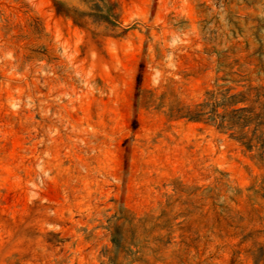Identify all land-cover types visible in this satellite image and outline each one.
<instances>
[{
    "label": "rangeland",
    "instance_id": "1",
    "mask_svg": "<svg viewBox=\"0 0 264 264\" xmlns=\"http://www.w3.org/2000/svg\"><path fill=\"white\" fill-rule=\"evenodd\" d=\"M257 139L264 0H0V264H264Z\"/></svg>",
    "mask_w": 264,
    "mask_h": 264
},
{
    "label": "trees",
    "instance_id": "2",
    "mask_svg": "<svg viewBox=\"0 0 264 264\" xmlns=\"http://www.w3.org/2000/svg\"><path fill=\"white\" fill-rule=\"evenodd\" d=\"M57 10H58V7H56ZM59 12V11H58ZM244 102L243 99H241V101H238V102H234L232 106H235L236 104H239V103H242ZM263 110V109H262ZM235 115H242V114H251L250 111L246 110V109H240V110H237L234 112ZM203 117V114L200 112V114L198 113L195 117H193V120H201V118ZM262 119L263 117H257L256 121H257V124L259 127H262ZM251 122V121H250ZM224 123H221L220 124V127L223 126ZM250 123H243V124H240V120H236V123H231V125H229V128L227 127V130H233V129H236V128H239L240 131H242L245 127H248ZM262 136V135H261ZM260 139V138H259ZM259 139H257L258 141V145L261 146V147H264V141H260ZM243 139L239 138V139H235V141H238V143L244 147L247 151H251L252 149V144H253V140H250V141H246L245 143L242 141Z\"/></svg>",
    "mask_w": 264,
    "mask_h": 264
}]
</instances>
